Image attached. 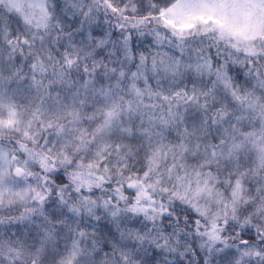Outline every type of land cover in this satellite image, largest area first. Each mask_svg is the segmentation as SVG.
<instances>
[{"label":"snow or ice","instance_id":"snow-or-ice-1","mask_svg":"<svg viewBox=\"0 0 264 264\" xmlns=\"http://www.w3.org/2000/svg\"><path fill=\"white\" fill-rule=\"evenodd\" d=\"M0 264H264V0H0Z\"/></svg>","mask_w":264,"mask_h":264}]
</instances>
